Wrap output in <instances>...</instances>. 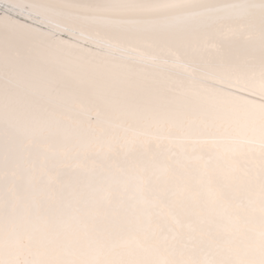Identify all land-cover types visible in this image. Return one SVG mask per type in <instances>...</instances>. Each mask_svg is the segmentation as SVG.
Returning a JSON list of instances; mask_svg holds the SVG:
<instances>
[{"label":"bare ground","instance_id":"6f19581e","mask_svg":"<svg viewBox=\"0 0 264 264\" xmlns=\"http://www.w3.org/2000/svg\"><path fill=\"white\" fill-rule=\"evenodd\" d=\"M0 264H264V0H0Z\"/></svg>","mask_w":264,"mask_h":264}]
</instances>
